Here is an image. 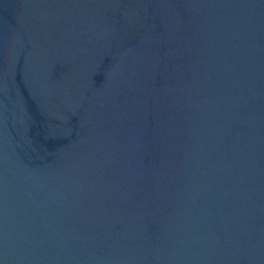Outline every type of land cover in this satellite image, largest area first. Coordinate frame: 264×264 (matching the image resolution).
<instances>
[{
	"label": "water",
	"instance_id": "water-1",
	"mask_svg": "<svg viewBox=\"0 0 264 264\" xmlns=\"http://www.w3.org/2000/svg\"><path fill=\"white\" fill-rule=\"evenodd\" d=\"M0 264H264V0H0Z\"/></svg>",
	"mask_w": 264,
	"mask_h": 264
}]
</instances>
